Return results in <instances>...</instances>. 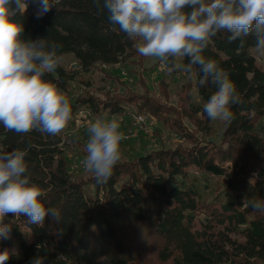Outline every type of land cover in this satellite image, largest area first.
Listing matches in <instances>:
<instances>
[{
    "label": "trees",
    "instance_id": "obj_1",
    "mask_svg": "<svg viewBox=\"0 0 264 264\" xmlns=\"http://www.w3.org/2000/svg\"><path fill=\"white\" fill-rule=\"evenodd\" d=\"M37 7L38 0H29L21 18L22 38L61 44L62 58L72 55L84 72L99 64L113 68L142 58L136 40L113 30L107 13H98L93 0H60L39 19ZM229 35L218 33L203 53L229 73L240 95V103L230 106L233 121L225 123V148L194 140L183 131L180 135L191 139L190 146L120 160L108 182L100 184L94 175L88 182L72 177L61 134L35 129L17 134L0 124V152L27 149L26 174L45 191V205L61 213L59 223L47 217L43 226L8 214L4 223L11 225V239L0 240V250L17 251L6 264H30L37 255L44 264H139L151 239L160 259L172 264L264 262V213L245 206L248 199L264 200V135L258 132L264 123V70L251 53L254 35L244 37L243 46L240 40L229 43ZM77 76L62 60L55 72L45 75L68 97L72 116L85 111L93 119L148 115L166 121L171 114L154 97L132 94L126 87L107 92L105 99L72 95L70 85ZM193 77L200 103H189L188 117L201 116L209 124L203 105L216 89L200 87L198 71ZM192 170L222 180L224 191L211 203L202 202Z\"/></svg>",
    "mask_w": 264,
    "mask_h": 264
},
{
    "label": "clouds",
    "instance_id": "obj_2",
    "mask_svg": "<svg viewBox=\"0 0 264 264\" xmlns=\"http://www.w3.org/2000/svg\"><path fill=\"white\" fill-rule=\"evenodd\" d=\"M60 0H38L37 19L56 8ZM98 13H107L113 30L138 40L136 51L154 58L169 74L200 73L199 86L216 91L203 105L210 120L230 124V106L240 95L229 73L203 53L218 33H230L228 42L254 35L255 48L264 53V0H93ZM29 0H0V124L6 131L27 134L37 130L56 136L72 120L68 97L45 79L59 66L61 44L48 38L23 39L22 17ZM186 59L187 63L178 60ZM83 166L94 173L97 183H107L121 160V142L127 139L121 121L95 119L88 126ZM27 149L0 152V240L11 239L5 217H26L29 224L43 226L50 217L59 223L61 213L47 207L45 191L31 182L25 157ZM245 204V199L243 201ZM247 207L264 213V200L248 199ZM16 248L0 250V264L16 254ZM30 264H44L38 255Z\"/></svg>",
    "mask_w": 264,
    "mask_h": 264
},
{
    "label": "rangeland",
    "instance_id": "obj_3",
    "mask_svg": "<svg viewBox=\"0 0 264 264\" xmlns=\"http://www.w3.org/2000/svg\"><path fill=\"white\" fill-rule=\"evenodd\" d=\"M136 42L138 43V40ZM251 53L255 57L257 65L264 70V53L258 52L256 48L252 49ZM177 62L183 63V59ZM62 63L68 71L78 72L77 80L70 85L72 95L88 93L99 99H105L104 96L107 95V92H112L115 89L123 92L126 87L127 92L154 97L169 108L171 114L167 116L166 121L158 120L157 117H149L147 123L149 134L135 129L133 116L117 117L121 121L122 132L136 135L130 140L121 142V160L132 159L152 150L190 146L191 139L187 140L180 135V132L183 133V131L192 136L194 140L226 147L223 137L226 129L225 122L211 120L209 124H205L201 116H195L194 119L188 117L189 103H200L193 74L179 70L169 74L159 61L150 57H137V59L116 65L113 68L99 64L90 72L82 71L72 55L63 57ZM88 114L89 112L84 111V114H80L81 117L72 116V120L60 133L63 136V150L68 161V171L74 179L84 182L90 181L94 175L83 166L86 155L85 145L89 134L87 128L82 127L80 123L89 119ZM101 119L110 120L106 116ZM175 120L179 127H172V121ZM90 121L94 122L95 120L90 119ZM258 132L261 136L264 135V123L258 126ZM191 178L204 203H211L225 189L222 180L205 176L197 170L191 171ZM90 190H92V186H90ZM222 198L224 199V193ZM201 219L205 218L201 217ZM151 241L153 242L149 246L147 254L139 264H172L171 260L163 262L160 259L159 249L155 246L156 240L151 239ZM259 264H264V262Z\"/></svg>",
    "mask_w": 264,
    "mask_h": 264
},
{
    "label": "built area",
    "instance_id": "obj_4",
    "mask_svg": "<svg viewBox=\"0 0 264 264\" xmlns=\"http://www.w3.org/2000/svg\"><path fill=\"white\" fill-rule=\"evenodd\" d=\"M80 114H84V112H80L77 117H81ZM87 117L89 118L88 120H85V122L83 123V121L80 123L82 127H85L88 129V126L90 124V119L92 120H95L93 119L92 117H90V114L87 115ZM149 121V116L148 115H137V116H134L133 117V125L135 127V129H139L141 130L144 134H149V128L147 127V123ZM127 139L125 140H130L132 139L133 137H135L136 135L135 134H131V135H128V134H125Z\"/></svg>",
    "mask_w": 264,
    "mask_h": 264
}]
</instances>
